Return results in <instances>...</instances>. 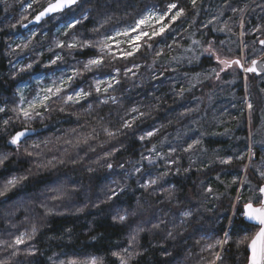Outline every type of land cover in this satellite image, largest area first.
<instances>
[{"label": "trees", "instance_id": "1", "mask_svg": "<svg viewBox=\"0 0 264 264\" xmlns=\"http://www.w3.org/2000/svg\"><path fill=\"white\" fill-rule=\"evenodd\" d=\"M233 1L237 2L230 0L231 3ZM26 2L27 0L0 2V105H6L8 109H11L16 100V87L21 79L30 81L29 74H18L15 79H12L14 69L11 63L17 54L12 53L8 46L14 44L17 36L25 37L26 32L33 29L41 33L42 27L48 26L50 29L47 31V38L38 46L33 47L32 44L29 50L30 58L33 60L37 58V52L43 51L44 53L42 57H39L41 64L36 66V71H38L43 62L53 54L47 51L48 46L52 44L54 47L53 41L57 37L61 40L67 39L63 35H55L59 21L43 22L41 25L26 30L19 26L12 28V24L16 23L22 12L21 4ZM178 2L186 8L187 19L180 27L174 26L176 31L173 33V38L179 39L180 46L175 47L174 51L170 53L166 52V55L161 58L165 62L173 56L187 57L185 49L192 44V40L204 42L211 37L226 38L221 33H211L208 29H199L201 21H205L215 14L221 0H203L202 4H198V8L201 9L200 15L195 18L196 24L191 27L189 25L192 24L193 9L189 0H178ZM260 2H264V0H260ZM152 4L158 5V0H100L99 4H96L94 0L93 4L86 5L90 9L89 21H85L79 27L84 34L90 35L93 25L102 21L106 15L112 17L109 27L131 24L137 13ZM39 7L40 5L36 6L37 10ZM255 10L261 14L255 16L252 10L248 12L246 30L255 25H264V13L259 8ZM226 18L224 16L222 19ZM233 38L236 39V37L231 39L233 40ZM253 39L254 37L251 35L246 36L245 39L251 48ZM167 43L171 44L172 39H168ZM257 47L256 50L260 49ZM33 48L35 51H32ZM87 55L88 51L86 50L84 53H79L78 58L86 59ZM257 55H253L250 51L249 60L257 58ZM65 56V61L70 63L71 57H68L67 54ZM135 62L143 64L150 61L137 59ZM117 66L123 68L124 65L119 63ZM174 66L177 68L175 72L164 71L157 66L155 70L163 73L161 79H152L151 73L141 68L139 76L135 80L122 81L118 86L119 90L115 93L118 97L123 98L122 105L97 106L93 104L94 111L91 116L85 114V108L81 105L69 106L65 112L53 111L42 122L40 120L33 122L31 127L35 129V134L26 140L19 153L7 144V140L23 125L10 124L6 129H0V154L11 153L5 166L0 168V179L9 175H28L29 177L28 180L9 192L7 197L0 198V239H10L9 233H18L25 228H30L33 222L38 226L37 235L31 242L36 246L37 254L35 256H19L17 259L22 264H56L59 260L89 257L103 258L104 264H118V261H115L110 253L127 247L130 234L138 226L150 227V225H146L147 221L155 222L162 217L169 222L168 227H170L174 221L173 214L187 207H192L196 215V223L193 227L183 230V235L179 234L180 229L174 232V238H168L166 231L154 230L140 233L136 250L142 252L143 255L139 257V264H202L200 260L201 245L196 244V240L202 233L194 231L195 228L201 227L204 233L213 234L217 238H222L225 231L229 232L231 240L224 247L223 264H247L245 246L242 245L238 248L234 242L248 230L249 224L240 216L241 207L233 209L236 199L235 189L239 184L231 183L234 178L239 181L242 176V168L247 159L246 142L237 146L228 136L219 137L214 132L207 136L203 135L202 144L197 146L193 152L185 153L178 150L175 153V156L179 158V163L173 166V171L168 176L158 181L155 186L157 194H152V188L147 190L141 188L140 182L146 183L150 178L163 172V162L152 166L144 161L142 173L127 175L132 171L133 163L140 160V153L145 152V147L162 137L167 136L171 145L177 146L190 142L189 137L199 135V131L189 127L188 118L193 119L194 116L191 114L188 117L180 114L187 108H194L197 103L200 104L203 94L210 85H207L208 82H204L200 87L193 89L192 93L186 94L185 92L182 97L177 96L176 93L182 86L187 88L188 79L196 73H203L214 67V62H210L207 57H201L193 64H188L185 59L179 65L174 63ZM173 77L174 79H172ZM230 78V76H226L227 80ZM232 78L237 81L234 84L237 91L236 96L243 98L245 85L242 76L237 75ZM251 95V101L254 103L253 91ZM220 100L223 102L222 99ZM137 101L141 105H150L156 101L158 109L152 111L150 118L143 122L137 121L134 132H128L126 135L106 143L103 148L97 147L95 151H89L86 146L79 149L71 148L64 143L65 139L72 136V129L86 133L92 127L97 126V119L100 116L104 117L105 123L109 126L118 127L119 119L125 110ZM84 104L86 105L87 102ZM56 107L58 108L59 105ZM109 114H111V119H109ZM12 115L11 111H7L0 113V118ZM161 125H163L161 131L151 140H146L143 144L138 140V135L154 126L160 127ZM177 131L181 133L180 140L176 139ZM226 132L230 131H224V133ZM235 133V138L244 137V139L247 134L243 130H238ZM105 139L106 137L101 134L100 140ZM45 140L50 143L48 148L43 149L41 161L47 164L49 160H53L54 164L52 167L38 170L35 159L27 156L24 148L33 142ZM114 146H119L121 150L110 158V162L113 164L111 170L94 163L104 152ZM168 147L167 143L163 146L158 145V148H162L165 153ZM63 148H69L68 154L63 152ZM237 155H245V159L237 160L235 159ZM256 156L255 161H260V155L257 153ZM229 157L233 158L231 164L219 163L220 159ZM60 159H63L65 163L60 164ZM73 159H78L80 162L73 164L71 163ZM104 163L106 161L101 160V165ZM121 163L125 165L123 169L119 167ZM190 164V170L185 172L184 169L189 168ZM177 167L180 168L179 173L174 171ZM88 168H92L93 171L89 172ZM149 172L151 176L148 175ZM217 176L220 177L219 180H217ZM256 182L259 184L262 181ZM226 185L229 186L226 187ZM205 186L213 188L212 196H205ZM53 187L66 188L68 196L61 201L47 200ZM73 188L77 190L73 192ZM112 188H115L119 195L108 200L107 197ZM120 188H123V191H119ZM164 189L173 190L175 195L172 203L164 200V197L159 194ZM165 195H167L166 192ZM217 196L218 198H216ZM244 198L246 199L245 196ZM45 200L52 208V215L44 216V209L39 207V203ZM161 200L164 202L161 203ZM177 201L179 202L178 206ZM79 208H83V211L78 212ZM233 211L236 213L235 216ZM125 212L129 213L125 222L114 221V217L123 215ZM133 212H135L134 215ZM25 217L28 218L26 221ZM230 221L232 222L231 227L229 226ZM12 224H15L16 227L13 228ZM164 250L170 255H163ZM202 255L208 259L211 258L207 252ZM5 256L7 253L0 254V259ZM131 264H137V262L132 261Z\"/></svg>", "mask_w": 264, "mask_h": 264}, {"label": "snow or ice", "instance_id": "2", "mask_svg": "<svg viewBox=\"0 0 264 264\" xmlns=\"http://www.w3.org/2000/svg\"><path fill=\"white\" fill-rule=\"evenodd\" d=\"M0 2L6 3V0H0ZM93 2L94 0H27L26 3L21 4L22 12L16 23L12 24V28L19 26L27 29L31 24L58 20L59 24L56 31L67 39L61 40L57 37L53 41L54 47L52 44L48 46L47 51L52 52L53 55L41 65L43 69L47 70L43 72L36 71V66L41 64L39 57L43 56V51L37 52V58L34 60L27 53H29L30 46H32L37 35H47L46 32L31 31L28 36L20 39L18 43L8 46L12 53L17 54V59L11 63L14 69L12 79H15L18 74H29V80L35 83V87L31 88L29 81L21 79L16 88V100L11 109H8L6 105H0V113L11 111L13 114L11 117L0 118V129H6L10 124L19 123L23 125L22 128L11 134L7 140V144L12 146L15 152H20L27 138L35 131L31 127L32 123L37 120L42 122L53 111L65 112L69 106L81 105V107L85 108V114L91 116L94 111L93 104L97 106L122 105L124 103L123 98L115 95L119 90L118 86L121 85L122 81L135 80L139 76L141 68L150 72L152 79H161L163 73L155 70L157 66L164 71L175 72L177 68L174 63L179 65L182 60L186 59L189 64H192L194 61H199L201 57H207L210 62H214L215 66L206 72L196 73L188 80V87L182 86L176 95L182 97L185 92H191L205 80L233 83L234 80L229 81L226 76L235 77L243 74L245 81L244 103L249 112V125H251V111L254 106L247 98V81L249 78L248 74L254 73L257 76L264 74V25H255L245 31L244 20L249 10L255 11L256 8H259L264 13V2H260V0H243V6H239L233 5L230 0H221L215 14L211 15L207 20L201 21L199 29H208L211 33H223L228 39L211 37L204 42L192 40L191 43L195 47L185 49L191 55L187 57L173 56L167 62L161 58L166 55V52L170 53L174 51L175 47L180 46L179 39L173 38V33L187 19V10L180 5L178 0H166L163 7L157 4L145 7L136 14L131 24H119L116 27H109L112 23V17L106 15L102 21L93 25L90 30L91 34L87 35L81 31L79 26L83 25L85 21H89L90 9L86 5L93 4ZM202 2L203 0H189L193 9V20L189 27L196 24L195 18L199 17L201 11L198 8V4H202ZM95 3L99 4L100 0H95ZM37 5H40L38 10L36 8ZM228 12H231L232 16L222 19ZM237 14H239V33L235 32L233 27L228 24V20H231ZM178 22L180 23L178 24ZM184 31H187V29H184ZM248 35L254 37L251 53H254V46L257 43L260 46L261 55L259 58L249 60L250 46L243 39ZM233 36L236 37V40H231ZM168 39H172L171 44L167 43ZM229 41L236 43L237 47L235 49L232 48L229 45ZM86 50L88 51L87 58L79 59L78 54L84 53ZM32 51H35V49H32ZM66 54L71 57L70 63L65 62ZM137 59L150 62L136 63ZM119 63H123V68L117 66ZM30 88L31 94L26 95V89ZM261 92H264V89H261ZM84 102H87V104L85 105ZM57 105H59L58 108L56 107ZM156 109H158L156 101H153L150 105H141L138 101L134 102L120 117L118 127L109 126V124L105 123L104 117L100 116L97 119V126L92 127L86 133L72 129V136L65 139L64 143L71 148L79 149L82 146H86L89 151H95L97 147L103 148L106 143H110L128 132H134V126H136L137 121L143 122L145 119L150 118L152 111ZM196 112H199V108H187L180 115L189 116ZM109 119H111V114H109ZM193 123H199V121L194 120ZM162 127L163 125L160 127L154 126L152 129L138 135L137 138L143 144L144 141L151 140L157 136ZM257 133L264 134V128L257 129ZM101 134L106 137L105 140H100ZM203 135L204 132H200L196 137H189L190 142L177 146H172L167 136L162 137L150 146L145 147V152L140 153V160L133 163L132 171L127 173V175L142 173L144 161H147V164L152 166H156L158 162H163V172L154 178H150L146 183L140 182L141 188L145 190L152 188V194H157L155 186L158 181L168 176L173 171V166L179 163V158L175 156V153L178 150H182L185 153L193 152L197 146L202 144ZM253 135L254 133L250 126L248 138L251 140ZM176 139H181L179 131L176 133ZM49 143L47 140L33 142L24 148L25 154L35 159L38 170L52 167L54 164L53 160H49L47 164L41 161L43 149L48 148ZM165 143L169 145L166 153L162 148H158V145L163 146ZM62 150L65 154L69 152V148H63ZM120 150L119 146H114L104 152L94 163L111 170L113 164L110 162V158ZM254 155L251 145H249L247 154L249 163L243 166V171L247 172ZM10 156L11 153L0 154V168L5 166ZM232 159L231 157L222 158L219 163L231 164ZM235 159L243 161L245 155H237ZM101 160L106 161V163L101 165ZM78 162H80L78 159L71 160L73 164ZM59 163L63 164L65 161L60 159ZM192 163H195V161H192ZM119 167L123 169L125 165L121 163ZM190 168L191 164L184 171L187 172ZM87 170L89 172L93 171L92 168ZM174 171L179 173L180 168L177 167ZM257 171L262 181L257 185L253 186L247 180V177L239 181L234 178L231 182L232 184H239L235 189L236 199L233 203V209H235L237 204H240V216L250 222L248 230L240 239L234 242L238 248L242 245L245 246L247 264H264V171L259 169ZM148 175L151 176V173L149 172ZM28 178V175H9L0 179V198L7 197L9 192L16 189ZM219 179L220 177L217 176V180ZM245 184L248 185L246 189L244 188ZM228 186L226 185V187ZM76 190L75 188L72 189L73 192ZM119 191H123V188H120ZM244 191L250 193L247 199L243 196ZM165 192L167 195H165ZM159 194L169 203L173 202L175 194L172 189H164ZM204 194L205 196H212L214 194L213 188L205 186ZM117 195H119V192L112 188L107 198L112 200ZM67 196L68 190L66 188L53 187L47 200L53 202L61 201ZM47 200L39 203V207L44 209V216L53 214ZM164 200L160 202L163 203ZM178 203L177 201V206ZM77 211L82 212L83 208H79ZM132 214L134 215L135 212ZM128 215L129 213L125 212L123 215L113 219L123 223L127 220ZM173 215L174 221L170 227H168L169 222L162 217L155 222L147 221L146 225H150V227L138 226L130 234L128 246L118 251H112L110 255L115 258V261H118V264H131L132 261H136L139 264V257L143 255L142 252L136 250L140 233L154 230L166 231L168 238H174V232L177 229H180L181 232L179 234L183 235V230L193 227L196 223V215L192 207L183 208ZM233 215H236L235 211H233ZM27 219L25 217V221ZM162 225L164 226L163 228ZM11 226L13 228L16 227L15 224ZM229 226H232L231 221ZM194 231L195 233H202L200 238L196 240V244L201 245L200 260L202 264H218V262L223 264L222 253L224 247L231 240L229 232L225 231L222 238H217L213 234L204 233L202 227L195 228ZM37 232L38 226L33 222L30 228H25L18 233H9L10 239H0V254L7 253V256L0 259V264H13V261H15V264H22L17 259L19 256H35L37 248L31 242L35 239ZM205 252L209 254L210 259L202 255ZM162 254L170 255L166 250ZM56 264H104V260L100 257L73 258L59 260Z\"/></svg>", "mask_w": 264, "mask_h": 264}, {"label": "rangeland", "instance_id": "3", "mask_svg": "<svg viewBox=\"0 0 264 264\" xmlns=\"http://www.w3.org/2000/svg\"><path fill=\"white\" fill-rule=\"evenodd\" d=\"M237 2H232L233 5H239L242 6L243 0H236ZM166 3V0H158V5L163 7V5ZM250 11V10H249ZM248 11V12H249ZM247 12V14H248ZM252 13V12H251ZM255 16L261 13L257 10L253 11ZM246 14V15H247ZM239 14L234 16L231 20H228V24L233 27V30L237 33H239L240 29L238 27L239 22ZM257 15V16H258ZM226 17L232 16L231 12L226 13ZM227 19V18H226ZM58 20H54L56 22ZM245 26L247 27L246 23V16L244 20ZM245 27V31L246 30ZM50 28L48 26L42 27L41 33H47V31ZM32 31H36L40 33V31H37L36 29H33ZM31 31L26 32V36L30 34ZM223 36H225L223 33H221ZM55 35H59L57 31H55ZM25 36V37H26ZM234 37V36H233ZM23 36H17V38L14 40L13 43H18L20 39H22ZM47 36L43 34L37 35L36 39L33 41V47L40 45L44 39H46ZM227 40L228 38H223ZM244 41L246 39V36L243 38ZM232 40V39H231ZM233 40H236L233 38ZM246 42V41H245ZM238 43V41H237ZM229 45L235 49L237 47L236 43H232L229 41ZM249 45V44H248ZM260 47L259 45L254 46L255 51L254 54H258L257 58H259V55H261L259 49L256 50V47ZM194 47L192 44L188 46ZM257 47V48H258ZM34 49V48H33ZM250 46V51H251ZM187 56L191 55L189 52H185ZM29 54V53H27ZM53 55V54H52ZM66 57V56H65ZM17 59V55L13 58V62ZM48 60V58L45 60V62ZM185 60V59H184ZM67 63V61H65ZM187 62V60H186ZM182 63V62H181ZM180 63V64H181ZM188 63V62H187ZM194 63V62H193ZM192 63V64H193ZM189 64V63H188ZM47 71L46 69H43L42 66L38 70V72ZM231 78L228 79L229 81L234 80L233 83H220L216 82L214 80H205L204 82H208L207 85H210L209 88L205 91L203 94V99L200 101V104H196L194 108H199V112L193 113L192 116H194L193 119H189L190 122V128L195 129L200 132H204V135H209V133H215L219 137H225L228 136L233 141L234 145H241L243 142H246L247 146V154H248V148L249 145H251L252 152L255 154L254 159L252 160L250 166L247 169V172L243 171L242 168V176L240 177V180H243L245 177H247V180L251 182V184L257 185L256 181H259V172L258 169L261 171H264V134L257 133V129L264 128V92H261V89H264V76L256 77L254 75H248V81H247V98L251 101L252 97V91L254 92V103L253 109L251 111V125H249V112L246 108V104L244 103L245 94L244 97H237L236 96V89H235V83L237 82L236 79H233L231 75H228ZM238 76H242V81L245 85V81L243 79V74H240ZM193 77V76H192ZM191 77V78H192ZM189 78V79H191ZM188 79V80H189ZM203 82V83H204ZM31 84V88L35 87L34 81H29ZM203 83L198 84L197 87H200ZM195 87L194 89H196ZM17 88V87H16ZM31 88L26 89V95L31 94ZM193 91V90H192ZM191 92H186V94H190ZM245 91V89H244ZM220 97V98H217ZM202 98V97H201ZM222 99L223 102L220 100V103H218L219 100ZM189 117V116H188ZM194 120H198L199 123H193ZM251 126V129L254 133L252 139L250 140L249 137V128ZM238 130L246 131V137L244 139L240 137L235 138V132ZM224 131H230L224 133ZM226 134V135H225ZM239 144V145H238ZM257 153L260 155L261 160L255 161ZM258 159V158H257ZM249 161L246 159L245 164H248ZM244 166V165H243ZM258 178V179H257ZM248 187L247 184L244 185V188L246 189ZM243 195L248 198L250 193L248 191H244ZM240 205H237L235 209L240 208ZM243 218V217H242Z\"/></svg>", "mask_w": 264, "mask_h": 264}, {"label": "water", "instance_id": "4", "mask_svg": "<svg viewBox=\"0 0 264 264\" xmlns=\"http://www.w3.org/2000/svg\"><path fill=\"white\" fill-rule=\"evenodd\" d=\"M43 22H41V24H42ZM41 24H31V25H29V28H32V27H35V26H38V25H41ZM28 29V28H27ZM23 30H26L25 28H23ZM248 75H254V76H256V77H261V76H257L256 74H254V73H252V74H248ZM262 76H264V74H262ZM34 134H35V131L28 137V138H31L32 136H34ZM27 138V139H28ZM244 219V218H243ZM244 221L247 223V224H249L250 222H248V221H246L245 219H244Z\"/></svg>", "mask_w": 264, "mask_h": 264}]
</instances>
